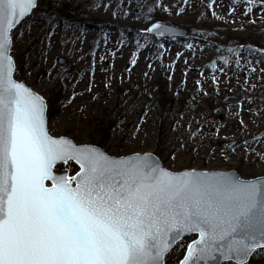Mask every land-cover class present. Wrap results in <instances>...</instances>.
<instances>
[{
  "label": "rangeland",
  "instance_id": "obj_1",
  "mask_svg": "<svg viewBox=\"0 0 264 264\" xmlns=\"http://www.w3.org/2000/svg\"><path fill=\"white\" fill-rule=\"evenodd\" d=\"M262 4L245 15L248 5L232 0H41L14 30L15 78L47 101L56 137L115 157L152 153L172 171L262 177L264 58L243 48H264ZM157 21L185 36L156 39L146 30ZM77 169L70 162L68 174ZM191 240L166 264H178ZM250 264H264V253Z\"/></svg>",
  "mask_w": 264,
  "mask_h": 264
},
{
  "label": "snow or ice",
  "instance_id": "obj_2",
  "mask_svg": "<svg viewBox=\"0 0 264 264\" xmlns=\"http://www.w3.org/2000/svg\"><path fill=\"white\" fill-rule=\"evenodd\" d=\"M232 3H246V15L256 0ZM40 4L0 0V264H166L188 234L197 238L178 264H250L264 253V180L174 172L151 153L114 158L50 133L46 102L15 78L11 54L14 30Z\"/></svg>",
  "mask_w": 264,
  "mask_h": 264
},
{
  "label": "water",
  "instance_id": "obj_3",
  "mask_svg": "<svg viewBox=\"0 0 264 264\" xmlns=\"http://www.w3.org/2000/svg\"><path fill=\"white\" fill-rule=\"evenodd\" d=\"M162 24L164 27H166V28H168V29H170L171 30V32L170 33H165V35L164 36H158L156 33H155V31H153V32H148L149 34H151L153 37H155L156 39H158V40H161V39H164V38H170V37H172V35H175V37H184L185 36V33H186V31L184 30V29H182V28H179V27H176V26H174V25H171V24H167V23H163V22H160V21H157V22H155V23H153V24ZM152 24V25H153ZM151 25V26H152ZM18 26V25H17ZM150 26V27H151ZM149 27V28H150ZM243 48L246 50V51H248V52H250V53H254V54H257L258 56H260V57H262V58H264V48H260L259 46H257V45H255V44H252V43H247V44H245L244 46H243ZM59 61L60 62H62V59H59ZM20 82V81H19ZM26 85V84H25ZM27 86V85H26ZM32 89V88H31ZM36 92V91H35ZM38 93V92H37ZM39 94V93H38ZM40 95V94H39ZM45 100V99H44ZM45 102H46V122H47V126H48V128H49V118H48V104H47V101L45 100ZM262 137H264V130L258 135V138H262ZM66 138H68V137H66ZM68 139H70V138H68ZM72 140V139H71ZM73 141V140H72ZM74 142V141H73ZM75 143V142H74ZM243 143V141H241V142H236V143H232L230 146L231 147H236V146H239L240 144H242ZM78 145V144H77ZM82 145H84V144H82ZM92 146H94V145H92ZM94 147H98V146H94ZM99 149H101L103 152H105L102 148H100V147H98ZM107 155H109L107 152H105ZM136 154V153H135ZM139 154H142V153H139ZM144 154V153H143ZM152 154V153H151ZM132 155V154H131ZM154 155V157L155 158H158L159 159V161L161 162V164H162V166L164 167V168H166L165 166H164V164H163V162L160 160V158L158 157V156H156L155 154H153ZM109 156H111V155H109ZM127 156V155H126ZM112 157H114V158H119V157H115V156H112ZM122 157V156H121ZM78 166V165H77ZM167 169V168H166ZM79 170V167H78V169H77V171ZM169 170V169H168ZM187 170H197V169H194V168H191V169H187ZM172 171V170H171ZM182 171H184V170H182ZM197 171H209V172H213V171H215V172H232L233 174H235V175H238L241 179H243L236 171H223V170H197ZM174 172H178V171H174ZM75 174V173H74ZM73 174V175H74ZM70 175V174H69ZM254 179H261V180H264V176H262V177H257V178H254ZM189 237H192L193 239H196L197 237H196V235L195 234H188V235H186L182 240H184V239H186V238H189ZM181 240V241H182ZM180 242V241H179ZM178 242V243H179ZM177 243V244H178ZM176 244V245H177ZM175 245V246H176ZM174 246V247H175ZM253 257V256H252ZM251 258V257H250Z\"/></svg>",
  "mask_w": 264,
  "mask_h": 264
},
{
  "label": "trees",
  "instance_id": "obj_4",
  "mask_svg": "<svg viewBox=\"0 0 264 264\" xmlns=\"http://www.w3.org/2000/svg\"><path fill=\"white\" fill-rule=\"evenodd\" d=\"M244 42H247V41H242V43H244ZM159 99H160V102H162L164 99H166L167 100V98H166V94H165V91H164V89H165V85L164 84H161V82L159 81Z\"/></svg>",
  "mask_w": 264,
  "mask_h": 264
}]
</instances>
